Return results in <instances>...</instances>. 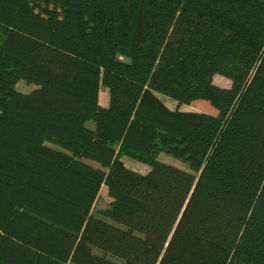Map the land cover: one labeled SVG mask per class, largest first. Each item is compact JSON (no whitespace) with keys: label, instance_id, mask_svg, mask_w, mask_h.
Returning <instances> with one entry per match:
<instances>
[{"label":"trees","instance_id":"trees-1","mask_svg":"<svg viewBox=\"0 0 264 264\" xmlns=\"http://www.w3.org/2000/svg\"><path fill=\"white\" fill-rule=\"evenodd\" d=\"M0 264H264V0H0Z\"/></svg>","mask_w":264,"mask_h":264},{"label":"rangeland","instance_id":"rangeland-1","mask_svg":"<svg viewBox=\"0 0 264 264\" xmlns=\"http://www.w3.org/2000/svg\"><path fill=\"white\" fill-rule=\"evenodd\" d=\"M213 82L220 85V86H228L230 83V81L227 78H225L221 75H218V74L214 75ZM13 87L19 91L28 92L34 88V84L20 80V81L16 82L15 84H13ZM2 88H5V86L3 85ZM104 97H106V100L108 99V91L105 87L100 85L99 98L102 101L104 99ZM159 98L164 103H166V105H168L169 107H174L176 105V101L173 100L172 98L166 96V95L159 94ZM106 102H108V100ZM180 108L185 109V110H197V111H204V112H209V113H214V114L216 113V110L205 100H194L189 104L180 105ZM86 124L89 127H93V122L91 120L88 121ZM45 143L47 145L55 146L53 143H51L49 141H47ZM122 159H123V162L125 163V165H127L129 168L134 169L136 171L145 172L149 168L148 164L142 163V162L135 160L133 158L123 156ZM157 159L162 161V162L168 163V164L176 165V166L183 168V169H186V170L188 169V165L185 162H183L179 159H176V158L172 157L170 154H167L165 152H160L157 156ZM86 161L88 163L94 165V166H99L98 163H96L95 161H92V160H86ZM110 200H111V198L108 197V195H107L106 187L102 186L100 188L99 194H98L96 201L94 203V206L92 208V212H95L98 208L105 207Z\"/></svg>","mask_w":264,"mask_h":264},{"label":"crops","instance_id":"crops-1","mask_svg":"<svg viewBox=\"0 0 264 264\" xmlns=\"http://www.w3.org/2000/svg\"><path fill=\"white\" fill-rule=\"evenodd\" d=\"M108 100V99H107ZM106 97H104V99L101 101L100 98H99V102L102 104V105H106Z\"/></svg>","mask_w":264,"mask_h":264}]
</instances>
